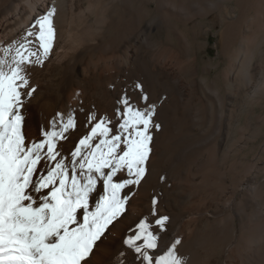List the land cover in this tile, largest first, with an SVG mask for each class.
Instances as JSON below:
<instances>
[{
  "label": "bare ground",
  "instance_id": "obj_1",
  "mask_svg": "<svg viewBox=\"0 0 264 264\" xmlns=\"http://www.w3.org/2000/svg\"><path fill=\"white\" fill-rule=\"evenodd\" d=\"M220 1L0 0V260L264 264V170L205 135L264 98V0Z\"/></svg>",
  "mask_w": 264,
  "mask_h": 264
},
{
  "label": "rangeland",
  "instance_id": "obj_2",
  "mask_svg": "<svg viewBox=\"0 0 264 264\" xmlns=\"http://www.w3.org/2000/svg\"><path fill=\"white\" fill-rule=\"evenodd\" d=\"M179 3H188V0H176ZM221 3L220 0H215ZM233 5V3H232ZM238 8V7H237ZM124 10V9H123ZM237 12V10H236ZM151 19L163 20L161 16V11L155 9V5L152 3L149 9ZM238 13V12H237ZM119 14L123 15L124 11H119ZM157 20V21H158ZM169 22L164 21L162 24L164 31L166 32L167 27L169 28V35L174 43L177 42V38L173 32L174 29H182L188 34H192V29L185 26L184 23L179 20L178 15L171 14ZM205 24H208V19L204 20ZM215 31V30H214ZM209 32V45H208V55L211 57L216 56L217 49L215 47L218 36L215 32ZM166 34V33H165ZM199 35L202 37V33ZM159 38L158 35L154 34L151 37V41L155 42ZM241 59V57H240ZM262 76L258 75L256 77V82L260 83ZM210 98L213 97L212 94H208ZM211 95V96H210ZM214 100V99H213ZM220 107L214 104L213 116L211 117L212 125H209V121L206 122L205 135H212L218 131V127L222 125V133L226 135L227 132V122H229L228 135L232 141L238 142L242 141L241 146H238L237 159L246 157L248 160L255 162L257 167L264 170V98L255 104L245 105L241 100L238 101L236 105V111L232 114L230 111V106L227 105L224 109V113H218ZM208 123V124H207ZM244 127V128H243ZM214 131H213V129ZM208 129H212L211 131ZM244 129V131L242 130ZM244 134V136H243ZM243 136V138L241 137ZM239 154V155H238ZM240 157V158H239ZM252 158V159H250ZM257 161V162H256ZM258 163V164H257ZM261 164V165H259ZM262 167V168H261ZM242 168V167H241ZM262 187L264 188V176L261 178Z\"/></svg>",
  "mask_w": 264,
  "mask_h": 264
}]
</instances>
